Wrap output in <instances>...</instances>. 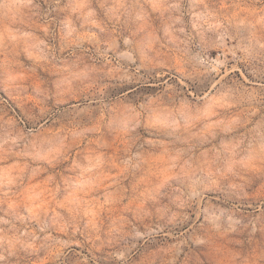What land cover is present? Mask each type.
<instances>
[{
  "label": "rangeland",
  "instance_id": "rangeland-1",
  "mask_svg": "<svg viewBox=\"0 0 264 264\" xmlns=\"http://www.w3.org/2000/svg\"><path fill=\"white\" fill-rule=\"evenodd\" d=\"M0 264H264V0H0Z\"/></svg>",
  "mask_w": 264,
  "mask_h": 264
}]
</instances>
